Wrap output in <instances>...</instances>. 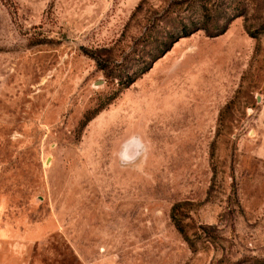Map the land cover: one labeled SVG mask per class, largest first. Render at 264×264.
Returning <instances> with one entry per match:
<instances>
[{"label": "rangeland", "instance_id": "374dc122", "mask_svg": "<svg viewBox=\"0 0 264 264\" xmlns=\"http://www.w3.org/2000/svg\"><path fill=\"white\" fill-rule=\"evenodd\" d=\"M216 3L223 35L122 90L94 53L129 68L200 7L0 0V264H264V0ZM133 135L139 170L116 157Z\"/></svg>", "mask_w": 264, "mask_h": 264}, {"label": "trees", "instance_id": "16d2710c", "mask_svg": "<svg viewBox=\"0 0 264 264\" xmlns=\"http://www.w3.org/2000/svg\"><path fill=\"white\" fill-rule=\"evenodd\" d=\"M184 3L187 4V6H191L192 3L196 4L202 12H204V18L202 21L199 19L197 20H191L189 23L181 21L179 23V31L176 34H172L169 37V40L160 42V41H153V39L150 37V34L155 29L156 25L149 26L145 29V32L141 38V40H149V44H145L148 47L152 46L151 50L148 49L147 51L142 50L137 52L136 49L133 50V52H137L138 55H134V57L131 59L134 63H131V66L129 68L122 67V62H119L117 65H114L115 61L113 60L110 50L102 49L97 50L94 53V60L96 61L97 66L100 68V70L107 71L110 70V73H116L117 74V80L119 81L120 88L122 90H125L129 88L137 79H139L143 74L147 73L153 66L154 63H156L159 59H161L166 53H168L173 45L177 43L182 38H187L190 35L194 34L195 32L199 30H203L207 37L210 38H216L221 35H223L229 24L233 21V18H228L225 20V22L218 26L217 18L212 16V7L216 6V0H183ZM186 1V2H185ZM211 2V3H210ZM218 2V1H217ZM173 5H180V4H173ZM214 5V6H213ZM215 9V8H214ZM240 15H237V17ZM203 25H210V27H203ZM137 48V46H136ZM112 66V67H111ZM133 67V68H132ZM113 70H111V69ZM118 85V86H119ZM174 224L176 226V229L178 231H182L181 227L179 226L177 221H174Z\"/></svg>", "mask_w": 264, "mask_h": 264}, {"label": "clouds", "instance_id": "9594fccd", "mask_svg": "<svg viewBox=\"0 0 264 264\" xmlns=\"http://www.w3.org/2000/svg\"><path fill=\"white\" fill-rule=\"evenodd\" d=\"M147 146L139 136H129L125 139L116 153V157L121 165H136L137 169L142 166L143 159L146 157ZM140 161V164L137 162Z\"/></svg>", "mask_w": 264, "mask_h": 264}]
</instances>
